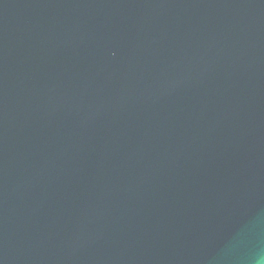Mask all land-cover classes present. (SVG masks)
Masks as SVG:
<instances>
[{
  "label": "water",
  "instance_id": "obj_1",
  "mask_svg": "<svg viewBox=\"0 0 264 264\" xmlns=\"http://www.w3.org/2000/svg\"><path fill=\"white\" fill-rule=\"evenodd\" d=\"M0 264H264V0H0Z\"/></svg>",
  "mask_w": 264,
  "mask_h": 264
}]
</instances>
